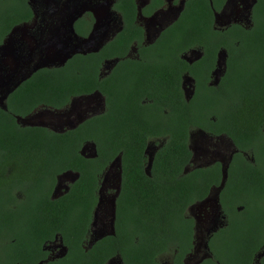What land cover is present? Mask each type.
I'll return each mask as SVG.
<instances>
[{
	"label": "trees",
	"instance_id": "obj_1",
	"mask_svg": "<svg viewBox=\"0 0 264 264\" xmlns=\"http://www.w3.org/2000/svg\"><path fill=\"white\" fill-rule=\"evenodd\" d=\"M261 1L251 28L232 25L225 32H219L213 28L212 12L219 11L226 0H191L178 23L168 27L152 45L145 46L143 29L135 23V0H114L113 10L120 14L123 24L112 41L96 54L76 55L63 66L35 72L9 97L12 102L6 104V110L0 108V149H3L0 153L7 152L11 158H14L12 155L25 158L32 154L35 171L37 167H43L47 173L52 170L78 173L74 186L79 191L75 192L74 188L73 193L78 201L74 206L88 199L84 187L87 181L120 154L123 182L117 221L121 231L117 229V234L110 239L114 246L110 244L108 251L119 252L126 264H155L154 254L169 248L176 228L178 253L174 264H182L192 225L183 216V211L196 198L205 197L210 187H218L221 178L218 165L183 174L191 156L187 129L192 125L211 135L224 134L236 148L249 152L253 163L242 158L230 165L229 181L221 193L225 195V199L222 195L221 203L226 207L229 225L219 236L226 235V238L220 237L219 242L210 243L213 257L202 264H250L251 257L259 249L258 244L264 243L260 239L262 225L255 208L248 209L243 220L235 207L239 201L246 207L243 198L257 189L250 185L253 179L258 188L264 189V0ZM31 17L28 0H0V43L13 27L28 22ZM76 31L82 36L87 34L82 26L76 27ZM165 33L167 36L164 37ZM133 42L140 51L183 50L199 45L204 51L222 49L227 52V69L219 86L225 87V113L216 111L213 121L205 118L207 108L222 107L216 90L207 89L205 106L198 103L196 115L189 114L177 86L178 73L167 64L142 65L125 59L119 62L122 68L112 86L98 80L102 60L124 58ZM207 57L211 60L212 56ZM243 82L248 83L241 85ZM93 90H99L105 97L107 112L75 130L66 131L63 136L51 135L38 127H21L17 123L16 117L23 118L40 106L60 109L71 97ZM142 96L156 103L158 114L169 110L170 119L153 118L154 110H144L145 105L140 103ZM158 136L167 138L154 154L151 177H148L143 171L144 150L148 140ZM85 141L96 145L97 157L93 160L78 153ZM57 152L64 153V159L60 160L62 166H58ZM20 161L16 158V162ZM53 161L56 166L49 167ZM201 180L206 182H199ZM36 188L32 186L25 192L31 202L30 208L49 211V217L39 218L34 214L30 238L27 239L26 232L18 234L7 250L9 255L5 264H36V256L41 254V238L53 234L52 227L57 221L55 210L61 207L57 200L37 199L36 195L42 192ZM64 210L74 211L75 207L66 203ZM65 219L63 237L69 250L59 264H102L104 256L88 258L74 245V227L78 226L79 219L66 213ZM135 237H138V246L133 245ZM119 242L125 245L117 251Z\"/></svg>",
	"mask_w": 264,
	"mask_h": 264
},
{
	"label": "flooded vegetation",
	"instance_id": "obj_2",
	"mask_svg": "<svg viewBox=\"0 0 264 264\" xmlns=\"http://www.w3.org/2000/svg\"><path fill=\"white\" fill-rule=\"evenodd\" d=\"M189 1L191 0H135L137 10L135 23L143 29V45H152L163 32L167 31L168 27L177 24L184 16L185 7ZM261 3V0H226L219 11L212 12L213 28L219 32H225L232 25L243 29L251 28L252 22L257 18V5ZM28 6L32 12L30 20L13 27L0 43V108L3 110H6V104L12 102L9 97L35 72L63 66L76 55L86 56L98 53L105 44L112 41L123 24L120 14L113 10V3L112 7H107L103 3L90 0H30ZM98 11L100 18L96 16ZM78 26H82L87 31L85 36L77 33ZM92 32L96 50L85 54L77 53L78 50L83 49L82 40L90 36ZM165 36H167L166 33ZM220 50L222 49L204 51L202 46L191 45L183 50L140 51L133 42L125 52L124 58L102 60L98 69V80L112 86L122 68L119 62L125 59L142 65L167 64L171 66L172 71L178 73L177 86L189 114L196 115L194 111L198 103H203L205 106L207 89L216 90L222 107L216 110L207 108L205 114L207 120L213 121L216 111L222 115L226 111L225 87L219 86L226 73L227 57L223 66L222 62L218 61ZM66 54L70 57L62 63ZM210 55L211 60L207 57ZM247 83L243 82L241 85ZM140 103L145 105L144 110L150 112L154 110L153 118L161 116L162 120L170 119L169 110H162L158 114L156 103L148 100L146 96L141 97ZM106 112L105 97L99 90H93L89 94L71 97L69 103L60 109L40 106L29 115L23 118L16 117V119L21 127H38L51 135L63 136L66 131L75 130L86 121L101 117ZM28 119L31 120L32 126L24 125V120L26 122ZM187 137L191 156L188 164L184 166L183 174L218 165L221 173L219 187L223 170L226 172L223 187L219 191L218 187H210L205 197L196 198L183 211V216L189 219L192 225L187 252H183L184 244L181 245L183 252L181 263L202 264L213 257L210 243L219 242L220 237L226 238V235L219 236V234L226 232L229 225L226 207L221 203L224 192L221 193L229 181V167L237 159L244 158L250 163H253V159L249 152L236 148L224 134L211 135L197 126L189 125ZM165 138L167 137H153L147 142L144 150L146 162L143 164V171L148 177H151L150 170L154 154L165 142ZM192 138L194 140L191 142ZM91 144L95 143L85 141L78 149V153L85 159L93 160L97 157L96 145L91 147ZM88 147H90L89 150H86ZM57 153L59 154L58 166H62L60 160L64 159V153ZM12 156L14 158L9 157L7 152L0 153V264H5V259L9 255L7 250L14 244L18 234L26 232L27 239L30 238L34 214L39 218L48 219L49 217V211H34L30 208L31 202L27 199L25 192L32 186H36V189L42 192L36 195L37 199L47 197L49 201L57 200L61 207L55 210L57 221L52 227L53 234H46L41 238L39 245L41 254L36 256V264H59L67 256L69 247L63 237L66 226L65 213L79 219L78 226L74 227L76 232L74 245H77L84 255L88 258L104 256L102 264H126L119 252L108 251L110 244L114 246L110 239L117 234V229L121 231L117 221L118 199L123 182L120 154L112 158L100 173H95L94 178L87 181L84 187H86L88 199L79 201L80 204L77 206H74L78 200L74 198L73 193L74 188L75 192L79 191L78 187L74 186L79 177L78 173L72 171L55 173L53 170L47 173L48 170L43 167H37L35 171L32 154L25 158ZM117 157L120 158V162L115 163ZM16 158H20L23 162H16ZM149 159H151L150 167ZM55 166L54 161L49 164V167ZM50 175H53L52 178ZM153 180L157 183L155 179ZM199 182H206V180ZM250 185L257 189H253L254 192L243 198L247 209L239 201L236 203L235 210L244 220L248 209L255 208L254 211L259 216L258 221L262 225L260 239L264 241V189L258 188L254 179L250 181ZM222 198L225 199V195ZM66 203L75 207V210L66 212L64 210ZM207 210L212 212L209 217L204 214ZM137 239L138 237L134 238V246L139 245ZM177 239L175 228L169 248L165 252L159 251L154 254L155 264H174V257L178 253ZM124 245L119 242L117 251ZM258 248L251 257L250 264H264V243L258 244Z\"/></svg>",
	"mask_w": 264,
	"mask_h": 264
},
{
	"label": "water",
	"instance_id": "obj_3",
	"mask_svg": "<svg viewBox=\"0 0 264 264\" xmlns=\"http://www.w3.org/2000/svg\"><path fill=\"white\" fill-rule=\"evenodd\" d=\"M28 1H30V0H28ZM45 1H54V0H45ZM138 11H139V9H138ZM216 17H217V14L215 15V18H216ZM71 23H72V22H71ZM93 31H94V30H93ZM93 35H94V34H93V32H92L90 36H88L87 38H85V39L82 40L81 43H82V47H83V49L78 50L77 53L85 54L86 52H92V51L96 50L95 48H97V47H95V46H96V43H95V41L93 40V39H94V36H93ZM62 57H63V56H62ZM68 57H70V56H68V54H66V57L63 58V60H62L61 62L64 63L65 60H66ZM60 58H61V57H60ZM225 60H226V52H225L224 50H220V52H219V54H218V61H219V62L221 61L222 64H223V66H225ZM22 121H23V119H22ZM24 125L32 126V122H31V120L28 119V120H26V122H25V120H24ZM91 147H95V144H91ZM95 154H96V152H95V150H94V156H95ZM114 162H115V163H116V162H120V158L117 157V158L115 159ZM150 164H151V159H149V167H150ZM225 178H226V172L223 170V173H222V182H221V185L218 187V191L223 187V184H224V180H225Z\"/></svg>",
	"mask_w": 264,
	"mask_h": 264
},
{
	"label": "rangeland",
	"instance_id": "obj_4",
	"mask_svg": "<svg viewBox=\"0 0 264 264\" xmlns=\"http://www.w3.org/2000/svg\"><path fill=\"white\" fill-rule=\"evenodd\" d=\"M90 1H93V2H95V3H103V4H105V6H107V7H112V3H113V1L114 0H90ZM97 18H100L99 16H100V12L98 11V13H97ZM103 17V16H102ZM141 25H143V24H141ZM194 139L192 138L191 139V142L193 141ZM89 148L90 147H88L86 150H89ZM209 148V147H208ZM221 153H222V151H221ZM211 213L212 212H210V211H208L207 210V212H205L204 214H205V216L207 215L208 217L211 215Z\"/></svg>",
	"mask_w": 264,
	"mask_h": 264
}]
</instances>
